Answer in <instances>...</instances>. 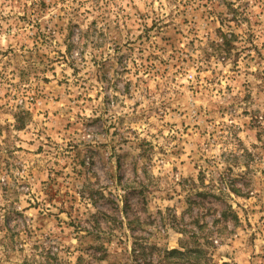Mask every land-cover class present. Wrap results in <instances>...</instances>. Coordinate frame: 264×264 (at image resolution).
<instances>
[{"label":"rangeland","instance_id":"obj_1","mask_svg":"<svg viewBox=\"0 0 264 264\" xmlns=\"http://www.w3.org/2000/svg\"><path fill=\"white\" fill-rule=\"evenodd\" d=\"M44 1L0 0V264H264V0Z\"/></svg>","mask_w":264,"mask_h":264},{"label":"trees","instance_id":"obj_2","mask_svg":"<svg viewBox=\"0 0 264 264\" xmlns=\"http://www.w3.org/2000/svg\"><path fill=\"white\" fill-rule=\"evenodd\" d=\"M99 1V0H98ZM41 4L42 6H46V2L42 0ZM102 17L105 19L106 16H104V12H102ZM95 23V22H94ZM75 22L73 20L70 21V28L75 27ZM56 26V25H55ZM58 27V26H56ZM48 32H40L39 33V39L44 40V42L47 44V46L51 45L49 37H55L57 29H51L47 27ZM64 28H61L59 30H63ZM59 32V31H58ZM88 36V34H87ZM210 42L212 43L210 46V49H212L213 52H211V56H219L224 59L229 58L233 51L235 50V42H236V36L232 32H227L223 28H218V30L214 34H208ZM17 119V127L19 129H22L25 127V122L20 118ZM233 191L241 195L242 189L238 188L236 186L233 187ZM94 195V194H92ZM92 195L90 196V199L92 198ZM163 259L167 262L171 261V259H176L177 261L181 262H188L185 264H216L211 257L208 256V253L203 248H190L188 250H181L178 248H174L171 250H165L163 254ZM205 260L204 263H202ZM137 264H159V263H153L151 261L149 262H143V263H137ZM184 264V263H181ZM227 264V263H225Z\"/></svg>","mask_w":264,"mask_h":264}]
</instances>
